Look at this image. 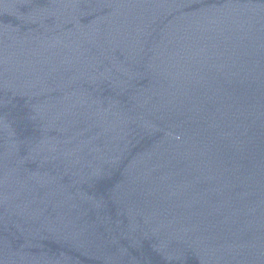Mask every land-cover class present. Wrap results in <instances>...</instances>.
Instances as JSON below:
<instances>
[{
  "label": "water",
  "instance_id": "obj_1",
  "mask_svg": "<svg viewBox=\"0 0 264 264\" xmlns=\"http://www.w3.org/2000/svg\"><path fill=\"white\" fill-rule=\"evenodd\" d=\"M0 264H264V0H0Z\"/></svg>",
  "mask_w": 264,
  "mask_h": 264
}]
</instances>
